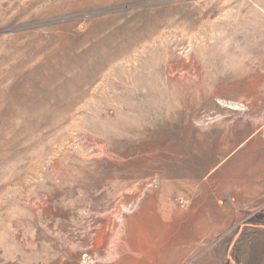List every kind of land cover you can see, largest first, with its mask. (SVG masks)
<instances>
[{"label":"rangeland","instance_id":"374dc122","mask_svg":"<svg viewBox=\"0 0 264 264\" xmlns=\"http://www.w3.org/2000/svg\"><path fill=\"white\" fill-rule=\"evenodd\" d=\"M0 264H264V0H0Z\"/></svg>","mask_w":264,"mask_h":264}]
</instances>
